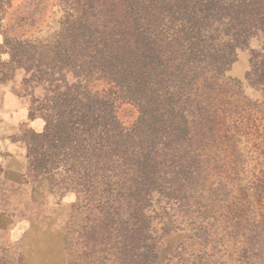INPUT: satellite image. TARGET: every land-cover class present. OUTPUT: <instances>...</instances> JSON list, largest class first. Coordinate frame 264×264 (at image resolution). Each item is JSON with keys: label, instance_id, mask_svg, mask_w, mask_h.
<instances>
[{"label": "trees", "instance_id": "16d2710c", "mask_svg": "<svg viewBox=\"0 0 264 264\" xmlns=\"http://www.w3.org/2000/svg\"><path fill=\"white\" fill-rule=\"evenodd\" d=\"M68 1L51 51L56 80L65 68L73 82L53 87L43 130L24 142L30 170L65 163L84 193L76 204L93 206L103 228L114 224L117 264H132L130 245H145L133 264H161L146 218L166 204L190 214L197 240L238 229V243L264 244V167L251 155L264 153V0ZM252 40L244 78L259 99L227 75ZM92 77L109 89L92 91ZM117 100L137 108L130 127Z\"/></svg>", "mask_w": 264, "mask_h": 264}, {"label": "rangeland", "instance_id": "374dc122", "mask_svg": "<svg viewBox=\"0 0 264 264\" xmlns=\"http://www.w3.org/2000/svg\"><path fill=\"white\" fill-rule=\"evenodd\" d=\"M69 3L68 0H0V87L26 104L28 118L18 132L22 142L34 143L33 134L43 130L46 113H50L53 87L60 84L63 89L65 83L73 82L65 68L61 71L66 73L64 81L56 80L61 76L52 62L51 51ZM257 45L252 40L249 47L238 49L236 61L227 71L228 76L241 81L244 94L252 99L261 96L247 84L244 73L249 68V50ZM87 85L97 92L109 89L94 77ZM40 100L42 103L38 104ZM42 104L45 106L39 110ZM115 114L124 127H130L138 111L133 103L117 100ZM42 151L37 146L35 155L40 157ZM251 155L255 156L257 167H264V153L259 156L252 150ZM252 157L249 156V167L254 165ZM46 164L51 165L50 161ZM57 165L60 173H39L30 170L25 158L21 177L8 175L5 193L0 196V264H117L116 252L120 245L116 244L114 224L103 228L99 223L101 215L93 206L76 204L81 202L84 193L74 190L69 172L60 171L67 167L65 163L52 164ZM250 198L257 205L256 198L252 195ZM235 202L229 196L224 201L233 208ZM158 205H165V201L154 203L152 208ZM182 210L169 209L166 204L160 215L152 213L150 219L146 218L155 228L151 235L158 237L154 246L156 259L161 264H264L262 242L243 245L237 242L238 238L234 239L238 229L221 231L220 228L197 240L190 228V214ZM218 220L221 227L224 220ZM167 222L170 226L164 233L160 227ZM130 246L133 264L145 245ZM243 249L248 252L244 253Z\"/></svg>", "mask_w": 264, "mask_h": 264}, {"label": "crops", "instance_id": "0c3cea01", "mask_svg": "<svg viewBox=\"0 0 264 264\" xmlns=\"http://www.w3.org/2000/svg\"><path fill=\"white\" fill-rule=\"evenodd\" d=\"M27 111L21 98L0 87V196L5 193L9 174L21 177L26 148L18 132L28 118Z\"/></svg>", "mask_w": 264, "mask_h": 264}]
</instances>
